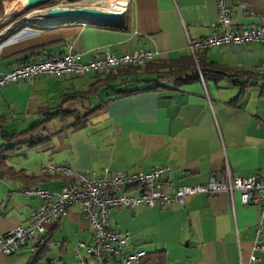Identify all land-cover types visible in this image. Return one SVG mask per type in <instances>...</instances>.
<instances>
[{
	"label": "crops",
	"instance_id": "0c3cea01",
	"mask_svg": "<svg viewBox=\"0 0 264 264\" xmlns=\"http://www.w3.org/2000/svg\"><path fill=\"white\" fill-rule=\"evenodd\" d=\"M7 2L0 0V6ZM126 2L117 24L70 22L23 27L4 35L5 39L0 38V73L23 62L62 55L67 42L81 62L104 52L120 55L137 49L154 52V60L188 57L187 39L209 36L217 14L216 0ZM226 4L233 26L246 28L261 17L264 30V0H226ZM196 57L203 65L213 63L227 70L229 76L198 75L183 83L167 78L158 81L161 87L150 89L155 76L143 72V65L136 74L106 82L101 80L108 71H99L57 78L39 75L1 87L0 136L5 133L4 124L16 128L11 133L38 124L44 114L56 110L64 94H85L61 105L67 118L60 121L56 117L41 125L38 144L20 147L34 149L26 151L29 159L25 156L18 166L6 160L28 178H0V238L25 223L29 212L41 204L38 197L25 194V188L59 192L64 179L42 170L50 163L84 174H100L104 167L147 172L166 165L169 170L161 177L164 190L204 183L213 175L223 178L225 167L233 176H264V76L253 73V67L264 60V44H225L196 52ZM193 62L196 65V59ZM234 77L254 83L242 87V83L231 82ZM123 88L136 91L116 95ZM87 109L93 110L86 123L72 128L73 114L83 116ZM258 224L259 205L241 203L237 192L231 199L225 194L186 196L182 203L167 208L113 207L108 209L106 222L109 229L128 233L126 251L160 250L165 264H264V248L253 249L256 240L264 246V220L256 238ZM45 229L50 241L38 264L45 258L48 264L52 260L53 264H79L75 245L91 237L79 206L70 205ZM33 245L31 240L16 254H0V264H27L36 253L31 251ZM50 246H54V258H50ZM80 254L88 259L83 251Z\"/></svg>",
	"mask_w": 264,
	"mask_h": 264
},
{
	"label": "built area",
	"instance_id": "2783aa9c",
	"mask_svg": "<svg viewBox=\"0 0 264 264\" xmlns=\"http://www.w3.org/2000/svg\"><path fill=\"white\" fill-rule=\"evenodd\" d=\"M85 2V0L83 1ZM87 6V5H86ZM95 8L112 10L120 13L126 11V0H98ZM217 14L211 24L212 33L200 39H187V49L195 60V54L212 47L225 44H245L259 42L264 44V30L260 26L261 17L246 28L233 26L226 0H216ZM31 10L21 19L45 20L41 13ZM250 14L252 12L244 8ZM47 21V20H46ZM10 27V26H9ZM0 31V36L9 28ZM154 52L147 49H137L130 54L113 55L101 53L92 60L81 62L71 50L69 42L62 55H52L39 61L23 62L10 70L0 73V88L17 80L30 81L39 75L57 78L61 75L82 76L87 73L121 69L126 66H143L151 60ZM253 73L264 76V60L253 67ZM200 77V74L198 72ZM42 170L49 175H57L64 179L59 192L53 194L39 188H25L24 193L36 196L41 204L32 209L27 221L17 224L0 238V254L12 255L18 253L27 242L34 240L31 251L42 248L46 242L45 224L54 218L63 216L67 208L77 204L83 218L91 230L88 242H77L75 255L79 264H138L144 251H126L127 232H118L106 226L108 209H131L138 204L147 208H167L174 203H182L184 197L206 194H225L230 199L234 192L239 194L241 203L259 205V224L264 220V176L239 177L230 174L225 167V176L219 178L210 176L204 183L193 185H178L171 190H164L161 177L169 167L157 166L144 172H125L102 168L100 174L90 172L84 174L60 164H46ZM255 230L256 238L260 234V225ZM260 241L253 243L254 250H263ZM83 251L88 259L81 256ZM255 256H250L254 260Z\"/></svg>",
	"mask_w": 264,
	"mask_h": 264
},
{
	"label": "trees",
	"instance_id": "16d2710c",
	"mask_svg": "<svg viewBox=\"0 0 264 264\" xmlns=\"http://www.w3.org/2000/svg\"><path fill=\"white\" fill-rule=\"evenodd\" d=\"M55 0H48L46 3H53ZM45 4V3H44ZM33 7L24 9L21 14H17L16 20H22L21 17L30 11ZM46 21V20H43ZM70 20L67 19H58V20H50L47 21L48 26H60L67 23H70ZM10 26V27H9ZM9 27L3 35H9L10 33H13L17 28L13 25V23L9 24H2L0 26V31L4 30L5 28ZM196 65L193 62V59L191 56L179 58V59H168V60H154L151 59L150 61H147L142 70L143 72H149L154 74L155 78L153 80V86L150 87V89H156L158 87H161L158 81H161L163 79L172 78L175 83H183L188 81H193L195 79H198V72L200 73L202 78L211 77V78H219L222 76H229V73L227 70L221 68L220 66L213 64V63H207L202 64L200 60L196 57ZM196 67L199 69V71L196 70ZM141 71L140 67L138 66H126L121 69L116 70H109L106 72L105 77L102 78V81H112L117 76H125L130 74H136V72ZM232 76H238L237 74L233 73ZM239 77V76H238ZM125 80V79H123ZM100 82H97L96 86L100 85ZM96 86L93 87L92 91L96 89ZM120 85H117L119 87ZM243 87V84H241ZM136 90H116V95H125L135 92ZM85 93H75V94H64L61 98V104L56 108V110L52 113H47L43 115L42 121H40L38 124L32 125L28 127L25 130H21L19 132H14L10 134L2 133V142L0 143V178H2L4 175H7L8 177H18V178H28L22 173V170L15 171L12 166L8 165L6 160L9 157V154L11 151L15 150L18 147L22 146H29L33 147L36 144L40 142V134L42 132V129L40 128L42 124H45L49 121H51L53 118H58L60 121L67 118L69 115L67 112H65L62 109V104L65 103L68 100L73 99L76 96H83ZM240 94L237 95L235 99L239 98ZM93 110V109H92ZM91 109H87L83 116H78L77 114L74 115V121L70 124L72 128L77 129L78 127L83 126L86 123V118L89 115V113L92 111ZM56 219V218H54ZM53 220V219H52ZM50 222V221H49ZM48 222V223H49ZM46 223V224H48ZM45 224V225H46ZM46 231V229H45ZM45 238L46 242L42 248L35 249L36 253L33 257L29 260L27 264H38L39 260L45 255L46 252V245L50 241L47 232H45ZM138 264H165V255L163 251L156 250L152 252H146L140 259Z\"/></svg>",
	"mask_w": 264,
	"mask_h": 264
},
{
	"label": "rangeland",
	"instance_id": "374dc122",
	"mask_svg": "<svg viewBox=\"0 0 264 264\" xmlns=\"http://www.w3.org/2000/svg\"><path fill=\"white\" fill-rule=\"evenodd\" d=\"M9 1H10L9 4L7 2V3L2 4L0 6V24L13 23V25L17 29H21L23 27H27L30 29H38L40 27L48 26L47 21H43V20L27 19V20L17 21L16 20L17 14H21L23 12L24 8H22L20 3H17L15 0H9ZM79 1L80 0H55L53 3H45V4L36 5L31 9V11L32 12H38L41 9L51 8V7L70 8L71 5H69V4H72V2H79ZM11 6H13V7L9 12L2 13L4 8L8 9ZM75 7H96V6H94V5L93 6H86V5H84V3L83 4L81 3L80 5L72 6V8H75ZM1 37H2V39H5L4 37H7V36L2 35V36H0V38ZM14 129H16V128H14V126L12 127L10 124H4L2 127V130L5 133H11L14 131ZM0 135H1V131H0ZM0 143H1V136H0ZM30 149L31 148H28V147L26 149L18 147L15 150L11 151L9 154L10 157L7 159L8 163L13 165V166H18L17 165L18 162H25V160L27 158L28 159L30 158V157L26 156V151H29ZM31 150H34V149H31ZM25 156L27 157L26 159H25ZM51 257L54 258V246H50V258ZM70 259H71V261H74L73 256H72V258L70 257ZM53 261L54 260H52L50 263L53 264ZM39 264H48L46 262V258L41 260Z\"/></svg>",
	"mask_w": 264,
	"mask_h": 264
},
{
	"label": "water",
	"instance_id": "95a60500",
	"mask_svg": "<svg viewBox=\"0 0 264 264\" xmlns=\"http://www.w3.org/2000/svg\"><path fill=\"white\" fill-rule=\"evenodd\" d=\"M48 0H22L20 5L24 9L34 7L39 4H44ZM123 14L120 12L99 9L95 7H51L50 9L41 13V17L47 21L67 19L71 22H104V23H120ZM231 82L242 84H253L254 81H247L242 78L234 77Z\"/></svg>",
	"mask_w": 264,
	"mask_h": 264
},
{
	"label": "bare ground",
	"instance_id": "6f19581e",
	"mask_svg": "<svg viewBox=\"0 0 264 264\" xmlns=\"http://www.w3.org/2000/svg\"><path fill=\"white\" fill-rule=\"evenodd\" d=\"M17 3H20L22 2V0H15ZM84 0H80L79 2H72V4H69L72 6H77V5H80L81 3L84 5H87V6H93V5H97V1L98 0H85V2H83Z\"/></svg>",
	"mask_w": 264,
	"mask_h": 264
}]
</instances>
